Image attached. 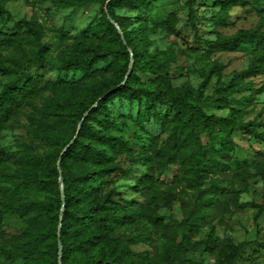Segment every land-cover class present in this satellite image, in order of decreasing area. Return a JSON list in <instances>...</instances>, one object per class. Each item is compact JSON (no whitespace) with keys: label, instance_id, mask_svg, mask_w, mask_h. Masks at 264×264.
Returning <instances> with one entry per match:
<instances>
[{"label":"trees","instance_id":"obj_1","mask_svg":"<svg viewBox=\"0 0 264 264\" xmlns=\"http://www.w3.org/2000/svg\"><path fill=\"white\" fill-rule=\"evenodd\" d=\"M60 2L72 7L99 5L100 15L89 27L92 34L86 41L76 40L72 47L75 55L63 58L51 54L36 32L35 57L24 61L11 59L0 67V71L13 74L0 89V126L26 100L43 91L55 92L56 98L51 100L54 109L65 106L63 113H54L53 129L42 133L49 146L46 155L28 143L22 144L17 152L18 165L13 177L20 186L36 187L43 198L5 202V212L24 216L26 222L13 246H0L6 259H22L23 264H59L61 241V264H235L246 241L235 243L221 237L214 224L205 239L194 238L208 221L211 205L202 200L210 198V204L214 205L216 200L222 202L224 192L220 183L225 176L239 183L241 190L250 179L264 178V150L256 152L252 164L233 165L236 137L264 143V132L258 129L256 121L245 122L228 96L236 81L264 72V31L239 30L233 35L217 33L215 39L202 38L198 35L192 0L188 1L196 42L204 44L208 52L234 51L245 45L253 46L254 50L248 68L236 73L230 81L220 80V71L216 70L213 91L205 95L213 76L202 81L198 93L189 82L175 85V77L170 73L175 60L173 47L150 49L154 28L148 12L161 0ZM213 2L219 6L215 25L222 27L228 24L232 7L247 5L249 1ZM118 8L135 10L137 14L119 16ZM4 12L0 6V15ZM135 21L138 25L129 28ZM176 22V16L172 15L161 26L171 31ZM60 33L62 40L70 36L63 30ZM100 62L104 66L95 68ZM33 67L37 68L36 73H32ZM48 68L56 70L57 79L39 74ZM73 69L85 72L83 79H89L86 86L82 85V79L65 77ZM95 103L77 133L80 120ZM213 104L228 113L212 111ZM121 105L137 107V117L151 121L159 130L148 146L138 152L128 138L113 132L126 121L125 115L114 113ZM6 158L0 154V165ZM60 158L66 199L62 220ZM124 158L144 167V173L132 187L143 197L142 208L135 205L136 199H127L118 187L119 180L133 173V166L124 165ZM182 190H198L195 205L187 217H173L174 225L168 226L166 216L159 211L167 208L173 212ZM233 199L237 202L236 196ZM201 209L204 215L198 217ZM142 218L165 230L162 250L152 260L135 256L129 240L116 233L119 227ZM189 250L207 253L215 260L209 263L189 259L186 256Z\"/></svg>","mask_w":264,"mask_h":264},{"label":"rangeland","instance_id":"obj_2","mask_svg":"<svg viewBox=\"0 0 264 264\" xmlns=\"http://www.w3.org/2000/svg\"><path fill=\"white\" fill-rule=\"evenodd\" d=\"M189 0H161L157 6L148 12L150 25L154 28L151 34V50H165L173 47L175 60L171 63L170 73L175 85L189 82L198 93L201 83L208 76H213L205 88V95H211L216 84V70L220 72V80L230 81L233 76L247 69L254 56L253 46L245 45L238 50L223 52H208L204 44L195 39V30L189 20ZM244 6H234L227 17V25L217 27L215 17L219 6L213 0H192L195 22L198 35L206 39H215L217 33L233 35L237 31L259 29L264 31V0H248ZM6 12L0 15V67L7 65L11 59L27 60L35 57L37 53L36 32L40 34L41 41L58 57L68 58L75 55L72 48L76 40L89 39V27L100 15L99 5L87 4L81 7L64 6L60 0H0ZM119 16H135L137 11L128 8L116 9ZM175 15L177 22L171 31L164 29L161 22L169 16ZM137 26L135 21L129 26ZM60 30L69 37L62 40ZM69 47L68 49H66ZM66 49V50H65ZM65 50L64 52H61ZM104 66L103 62L95 68ZM35 67L32 73H36ZM263 69V68H262ZM93 72V74H95ZM46 78L57 79V72L48 68L39 71ZM85 72L73 69L66 73L67 79L81 81L86 86L89 79H83ZM13 78V74L0 71V89ZM234 88L229 91V98L233 99V106L240 109L245 122L256 121L257 127L264 132V72L253 75L248 79L236 81ZM262 89V90H260ZM56 98L52 90L40 92L37 96L26 100L15 112L9 121L0 126V154L8 158L0 165V246L11 247L26 226L25 217L19 214L5 212V202H21L26 199L43 198L36 187L20 186L13 177L18 165L17 152L19 147L28 143L36 150L46 155L49 146L42 138V133L53 129L54 113H63L65 106L56 109L51 100ZM242 100L240 101V99ZM239 100V101H237ZM212 111L226 114L228 110H221L216 105L211 106ZM116 115H125L126 121L114 129V133L122 134L129 139L135 152L148 146L158 128L148 120L139 119L136 115L137 107L129 108L121 105L114 110ZM238 146L234 153V167L243 164H252L256 152L264 150V143L251 138L237 136ZM124 165L133 166V173L129 178L117 182L121 191L126 193L127 199H136L137 207L142 208L143 197L132 189L135 182L144 173L140 163H132L129 158L123 159ZM223 189L222 202L210 198H203L205 205H211L208 212V221L200 228L195 240L205 239L210 225L216 226V232L223 238L235 243L246 241L243 251L235 260V264H264V178L250 179L241 190L240 184L225 176L220 183ZM198 190L181 191V198L174 204V211L167 208L160 209L166 216L168 226L174 223L173 217L181 219L187 217L195 205ZM237 197V202L233 197ZM257 213L258 216H257ZM198 217L204 215L203 209ZM174 225V224H173ZM164 228H159L146 219L135 220L131 224L123 225L117 230L124 239L129 240V247L137 257L155 259L165 243ZM181 231L177 234L181 237ZM187 258L196 261L213 263L215 257L203 252L189 250ZM0 264H23L22 259L7 260L0 250Z\"/></svg>","mask_w":264,"mask_h":264},{"label":"water","instance_id":"obj_3","mask_svg":"<svg viewBox=\"0 0 264 264\" xmlns=\"http://www.w3.org/2000/svg\"><path fill=\"white\" fill-rule=\"evenodd\" d=\"M109 18L111 19V21L115 24L116 27L119 28V25L117 22H115L113 20V18H111V16H109ZM97 103H95L87 112H85L83 118L80 120L79 122V126H78V130H77V133L80 131L81 127H82V124H83V121L84 119L86 118V116L88 115L89 111L94 107L96 106ZM77 133L74 137V139L77 137ZM74 139L66 146V148L63 150V152L73 143ZM62 152V153H63ZM61 158L59 159L58 161V168H59V171H60V182H61V191H62V200H63V205H62V209H61V212H60V217H61V220H62V215H63V210H64V206H65V192H64V178L62 176V171H61ZM61 228H62V225L60 224L59 225V237H60V231H61ZM59 264H61V261H62V244H61V241H59Z\"/></svg>","mask_w":264,"mask_h":264}]
</instances>
